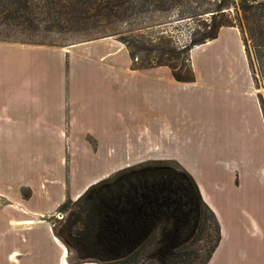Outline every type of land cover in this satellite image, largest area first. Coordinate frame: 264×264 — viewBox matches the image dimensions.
<instances>
[{
    "label": "crops",
    "instance_id": "1",
    "mask_svg": "<svg viewBox=\"0 0 264 264\" xmlns=\"http://www.w3.org/2000/svg\"><path fill=\"white\" fill-rule=\"evenodd\" d=\"M190 64L180 82L137 69L113 37L0 40V264H99L74 262L59 208L150 161L177 163L216 216L207 264H264V78L236 27L193 47Z\"/></svg>",
    "mask_w": 264,
    "mask_h": 264
},
{
    "label": "trees",
    "instance_id": "2",
    "mask_svg": "<svg viewBox=\"0 0 264 264\" xmlns=\"http://www.w3.org/2000/svg\"><path fill=\"white\" fill-rule=\"evenodd\" d=\"M162 12H175L179 21L207 16L210 22L201 23L189 44L180 47L167 29L155 39L132 32L102 38L122 42L137 69L164 66L177 81L190 82L191 49L215 39L222 27H236L248 60L250 47L264 78V0H0V22L7 26L43 22L64 29L82 24L81 30L104 32L130 19L137 27L142 15ZM249 64L258 86L254 64ZM261 105L264 113L262 98ZM67 209L75 248L99 264H207L220 240L216 216L192 176L175 162L150 161L119 171L59 212Z\"/></svg>",
    "mask_w": 264,
    "mask_h": 264
},
{
    "label": "rangeland",
    "instance_id": "3",
    "mask_svg": "<svg viewBox=\"0 0 264 264\" xmlns=\"http://www.w3.org/2000/svg\"><path fill=\"white\" fill-rule=\"evenodd\" d=\"M71 12L78 13L79 10L77 8H71ZM230 16L233 19L236 18L235 12H230ZM179 17L175 12L166 13L162 12L161 14H147L142 15L139 20V24L137 27L131 26L132 20H128L127 22L117 23L115 26H111L110 29L101 32L95 30H81L82 24L69 26L66 25V28H58L57 26H46L43 22H34L35 25H11L7 26L4 22H0V40L8 41V42H17V43H39V44H47V45H58V46H70L72 44L91 41L95 39H100L105 35H110L113 33H126L129 34L132 32V35H143L146 39L153 38L159 36V31L168 30L169 35L174 37V40L177 43V46H184L189 44L190 37L193 32L196 30H200V24L203 22H210L207 16H204L201 20L193 21V20H183L179 21ZM208 19V20H206ZM162 23L161 26H154V24ZM238 22V21H235ZM170 23V24H169ZM239 23V22H238ZM166 25H168L166 27ZM78 27V28H77ZM144 30H140L141 28ZM142 31V32H141ZM116 38L115 36H109ZM117 39V38H116ZM249 60L254 64V71L257 74V79L261 80V77L258 72V67L256 64V59L254 56V51L252 48H248ZM137 62V59L134 61ZM259 86V84H258ZM71 210L67 209L66 212L61 213L59 219L56 221L55 232L59 238H61L62 242L65 246L72 251L74 254V262L78 261L80 263L91 262L87 260V257H83V253H79V250L74 242V228L71 226ZM70 220V221H69ZM76 236V235H75ZM77 245V244H76Z\"/></svg>",
    "mask_w": 264,
    "mask_h": 264
},
{
    "label": "bare ground",
    "instance_id": "4",
    "mask_svg": "<svg viewBox=\"0 0 264 264\" xmlns=\"http://www.w3.org/2000/svg\"><path fill=\"white\" fill-rule=\"evenodd\" d=\"M65 261V260H64Z\"/></svg>",
    "mask_w": 264,
    "mask_h": 264
}]
</instances>
